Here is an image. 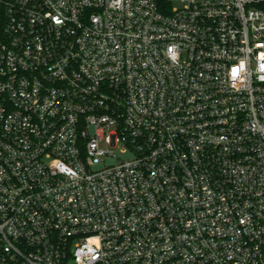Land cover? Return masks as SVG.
Returning <instances> with one entry per match:
<instances>
[{
    "label": "built area",
    "instance_id": "2783aa9c",
    "mask_svg": "<svg viewBox=\"0 0 264 264\" xmlns=\"http://www.w3.org/2000/svg\"><path fill=\"white\" fill-rule=\"evenodd\" d=\"M0 264H264V0H0Z\"/></svg>",
    "mask_w": 264,
    "mask_h": 264
},
{
    "label": "rangeland",
    "instance_id": "374dc122",
    "mask_svg": "<svg viewBox=\"0 0 264 264\" xmlns=\"http://www.w3.org/2000/svg\"><path fill=\"white\" fill-rule=\"evenodd\" d=\"M114 156H106L94 165L95 169H100L108 165L116 164L120 160H128L132 158L130 153L122 152L119 148L113 149Z\"/></svg>",
    "mask_w": 264,
    "mask_h": 264
}]
</instances>
